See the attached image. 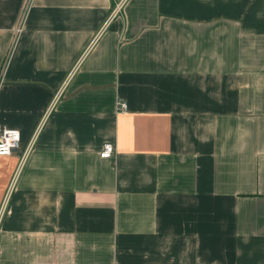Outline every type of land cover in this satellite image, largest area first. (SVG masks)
<instances>
[{"label": "crops", "instance_id": "1", "mask_svg": "<svg viewBox=\"0 0 264 264\" xmlns=\"http://www.w3.org/2000/svg\"><path fill=\"white\" fill-rule=\"evenodd\" d=\"M120 1L0 0V264H264V0Z\"/></svg>", "mask_w": 264, "mask_h": 264}, {"label": "built area", "instance_id": "2", "mask_svg": "<svg viewBox=\"0 0 264 264\" xmlns=\"http://www.w3.org/2000/svg\"><path fill=\"white\" fill-rule=\"evenodd\" d=\"M124 0L118 2L116 4V8L114 11V14H120L122 12ZM113 16V15H112ZM112 16L107 20L105 26L109 21L112 19ZM61 94L60 92H57L54 102L59 98ZM52 104V106H53ZM128 109V104L126 102H119L117 106V110L122 112L126 111ZM21 146V132L18 129L15 128H0V156L5 155H12L14 152L18 151ZM31 145L24 151L22 160L24 161L27 156L30 153ZM116 152L115 144L112 142H107L104 144L100 156L102 158H111Z\"/></svg>", "mask_w": 264, "mask_h": 264}]
</instances>
